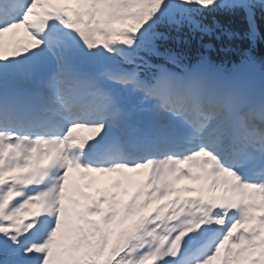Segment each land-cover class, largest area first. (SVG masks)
I'll return each instance as SVG.
<instances>
[{
	"label": "snow or ice",
	"instance_id": "obj_1",
	"mask_svg": "<svg viewBox=\"0 0 264 264\" xmlns=\"http://www.w3.org/2000/svg\"><path fill=\"white\" fill-rule=\"evenodd\" d=\"M215 2L0 0V264H264V99L163 43Z\"/></svg>",
	"mask_w": 264,
	"mask_h": 264
},
{
	"label": "trees",
	"instance_id": "obj_2",
	"mask_svg": "<svg viewBox=\"0 0 264 264\" xmlns=\"http://www.w3.org/2000/svg\"><path fill=\"white\" fill-rule=\"evenodd\" d=\"M229 4L230 9L226 11H196L191 16V22L185 23L172 37L179 38L186 53L201 42L214 50L222 49V53L234 49L232 45H235L248 51L242 54L244 58L254 55L264 57V4L254 5L252 10L244 3L230 1ZM186 40L190 42V48L183 43ZM170 41L175 43L174 39ZM235 57L234 53L228 58Z\"/></svg>",
	"mask_w": 264,
	"mask_h": 264
},
{
	"label": "rangeland",
	"instance_id": "obj_3",
	"mask_svg": "<svg viewBox=\"0 0 264 264\" xmlns=\"http://www.w3.org/2000/svg\"><path fill=\"white\" fill-rule=\"evenodd\" d=\"M18 33H19V32H18ZM18 33H16L15 36H16ZM14 38H15V37H14ZM119 177H122V176H120V175H118V174H112V175L106 176V178H105V182H114V183H115L116 181L121 180ZM117 178H119V179H117ZM122 180L124 181L123 177H122ZM124 182L127 184L128 188L131 189V186H130L126 181H124Z\"/></svg>",
	"mask_w": 264,
	"mask_h": 264
}]
</instances>
